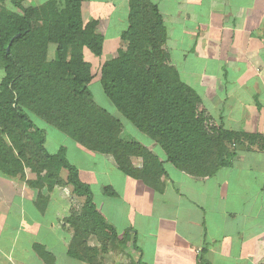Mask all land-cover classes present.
<instances>
[{
	"label": "crops",
	"instance_id": "0c3cea01",
	"mask_svg": "<svg viewBox=\"0 0 264 264\" xmlns=\"http://www.w3.org/2000/svg\"><path fill=\"white\" fill-rule=\"evenodd\" d=\"M154 1L181 78L211 107L201 109L211 124L240 139L232 144L231 166L198 177L169 162L155 141L133 127L132 138L122 137L146 146L164 168L148 183L121 170L112 155L89 152L61 132L62 144L54 152L66 147L94 204L117 232L115 237L107 231L105 244L90 236L88 247L98 249L97 264L106 243L110 249L127 245L134 264H263L264 0ZM106 5V16L97 12L93 18L104 35L103 55L111 59L126 46L120 35L129 25V4L107 0ZM100 62L92 64L98 68ZM216 95L222 99L215 104ZM131 159L143 168L142 157ZM84 200L71 187L32 188V219L0 217V264H94L71 252L75 229L67 218L82 213Z\"/></svg>",
	"mask_w": 264,
	"mask_h": 264
},
{
	"label": "trees",
	"instance_id": "16d2710c",
	"mask_svg": "<svg viewBox=\"0 0 264 264\" xmlns=\"http://www.w3.org/2000/svg\"><path fill=\"white\" fill-rule=\"evenodd\" d=\"M1 2L0 171L20 178L33 172L36 179L26 183L39 192L71 186L85 198L82 213L67 218L75 229L72 254L97 264L98 249L89 248L87 239L96 235L105 244V233L116 237L117 232L94 204L91 187L68 159L66 147L51 152L46 128L33 116L83 148L112 155L121 170L148 183L160 176L162 162L140 142L122 137L124 120L193 176H212L232 165L239 134L211 124L200 110L201 95L181 78L166 47L167 27L154 0H128L129 25L120 35L126 46L97 69L85 51L102 57L105 39L98 21L84 18L82 0H63L62 7L57 0L40 6L11 0L18 11ZM98 75L124 120L95 100L90 83ZM132 156L143 158V168L133 165Z\"/></svg>",
	"mask_w": 264,
	"mask_h": 264
},
{
	"label": "rangeland",
	"instance_id": "374dc122",
	"mask_svg": "<svg viewBox=\"0 0 264 264\" xmlns=\"http://www.w3.org/2000/svg\"><path fill=\"white\" fill-rule=\"evenodd\" d=\"M49 1V0H23L24 4L26 6H40L43 2ZM107 0H85V16L88 20L94 19L93 16L97 12H103L104 16L108 12V8L106 5ZM58 6H63V0H57ZM1 5L7 9L10 10H16L18 9L13 5L11 0H2ZM102 14V15H103ZM96 17V16H94ZM98 21V20H97ZM105 21L104 19H101V23ZM107 21V20H106ZM105 21V22H106ZM123 45V42H122ZM125 45V44H124ZM54 45L51 46V52L54 51ZM110 56V54H107V57ZM85 58L91 59L93 63H96L97 61H102L103 59H107L106 55L104 54L102 57H96L94 56L90 51L85 52ZM97 65V63H96ZM95 67V66H94ZM95 69H97L95 67ZM4 73L2 68H0V80L3 77ZM90 89L94 95L95 100L106 109H109L113 114L120 116L123 119L122 114L116 109L114 104L110 101L108 97L105 96L103 92V88L100 82V77L96 76L93 81L90 83ZM220 92L218 95L221 94L225 90V87H220ZM216 95L213 97L215 104L219 103L221 101V97H218ZM209 105L204 102L200 105L201 109H210L208 107ZM202 111V110H201ZM204 112V111H203ZM33 116V115H32ZM35 120L38 122V125L41 127L44 126L47 128V138L48 141V149L54 152L59 146V144H62L60 140L62 139V134L57 129L47 126L44 122L39 120L37 117L33 116ZM124 120V119H123ZM210 120V123L214 122L213 120ZM124 128L122 130L123 137L124 138H132L129 137L132 134V129H134L133 125L127 121L124 120ZM52 133L50 139V134ZM86 149V148H85ZM90 152V150L86 149ZM62 176L65 178L68 175L67 170L62 169L61 170ZM27 179H36L35 173H30L28 171L27 176L25 178L18 177H11L9 175L4 174L2 171H0V217L16 219V218H26V219H32V187L28 186L26 183ZM98 179V178H97ZM71 187V186H69ZM72 188V187H71ZM107 245L109 243H106ZM106 245V246H107ZM102 249V252H105L100 256L101 263L102 264H134L133 261V254L132 251L127 249V245L124 244H117L116 246H113L111 249L106 247ZM205 264V263H203Z\"/></svg>",
	"mask_w": 264,
	"mask_h": 264
},
{
	"label": "built area",
	"instance_id": "2783aa9c",
	"mask_svg": "<svg viewBox=\"0 0 264 264\" xmlns=\"http://www.w3.org/2000/svg\"><path fill=\"white\" fill-rule=\"evenodd\" d=\"M264 264V263H263Z\"/></svg>",
	"mask_w": 264,
	"mask_h": 264
}]
</instances>
